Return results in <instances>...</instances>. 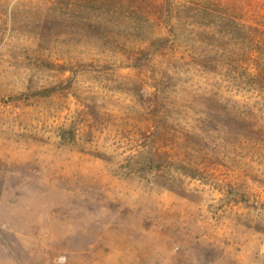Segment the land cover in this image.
<instances>
[{
	"label": "rangeland",
	"instance_id": "obj_1",
	"mask_svg": "<svg viewBox=\"0 0 264 264\" xmlns=\"http://www.w3.org/2000/svg\"><path fill=\"white\" fill-rule=\"evenodd\" d=\"M0 264H264V0H0Z\"/></svg>",
	"mask_w": 264,
	"mask_h": 264
},
{
	"label": "trees",
	"instance_id": "obj_2",
	"mask_svg": "<svg viewBox=\"0 0 264 264\" xmlns=\"http://www.w3.org/2000/svg\"><path fill=\"white\" fill-rule=\"evenodd\" d=\"M150 45H152V43H150ZM257 76H259V71H258V73L254 74V77H255L256 79L258 78Z\"/></svg>",
	"mask_w": 264,
	"mask_h": 264
}]
</instances>
